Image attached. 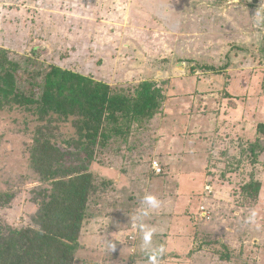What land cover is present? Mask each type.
I'll return each mask as SVG.
<instances>
[{
  "label": "rangeland",
  "instance_id": "374dc122",
  "mask_svg": "<svg viewBox=\"0 0 264 264\" xmlns=\"http://www.w3.org/2000/svg\"><path fill=\"white\" fill-rule=\"evenodd\" d=\"M0 48L21 69L58 65L128 91L150 80L166 96L133 125L132 148L95 155L97 195L110 182L74 264H150L136 221L146 194L161 201L143 218L165 250L156 264H264V0H0ZM26 119L0 110V219L15 227L33 226L40 184ZM59 132L74 136L69 121ZM251 210L258 226L244 223Z\"/></svg>",
  "mask_w": 264,
  "mask_h": 264
},
{
  "label": "trees",
  "instance_id": "16d2710c",
  "mask_svg": "<svg viewBox=\"0 0 264 264\" xmlns=\"http://www.w3.org/2000/svg\"><path fill=\"white\" fill-rule=\"evenodd\" d=\"M8 52L0 48V110L19 109L27 125L35 122L28 166L40 184L31 190L33 226L15 227L0 219V264H74L82 227L110 182L102 181L97 195L104 179L97 181L91 171L95 155L115 141L132 148L127 142L133 125L159 113L166 96L150 80L128 91L58 65L21 69ZM68 121L74 136L64 138L59 124ZM257 133L264 135V123L257 124ZM67 156H80L81 163ZM259 188L257 181L244 185L250 197H257ZM10 197L0 192V206Z\"/></svg>",
  "mask_w": 264,
  "mask_h": 264
},
{
  "label": "clouds",
  "instance_id": "9594fccd",
  "mask_svg": "<svg viewBox=\"0 0 264 264\" xmlns=\"http://www.w3.org/2000/svg\"><path fill=\"white\" fill-rule=\"evenodd\" d=\"M142 207L136 214V221L141 230V250L148 255L150 264H156V257L164 253L163 247H156L153 245V235L155 234V228L149 227L143 223V218L150 214V211L156 210L161 206V201L153 194H146L141 201ZM244 223L252 226H258L257 224V212L251 210L249 214L244 218ZM114 248V244L111 243V249Z\"/></svg>",
  "mask_w": 264,
  "mask_h": 264
},
{
  "label": "built area",
  "instance_id": "2783aa9c",
  "mask_svg": "<svg viewBox=\"0 0 264 264\" xmlns=\"http://www.w3.org/2000/svg\"><path fill=\"white\" fill-rule=\"evenodd\" d=\"M151 169L155 174H160L161 173V166L158 164L157 161H152L151 163Z\"/></svg>",
  "mask_w": 264,
  "mask_h": 264
}]
</instances>
